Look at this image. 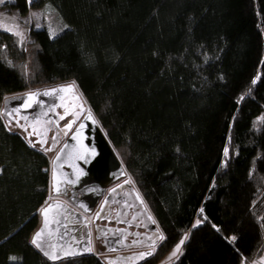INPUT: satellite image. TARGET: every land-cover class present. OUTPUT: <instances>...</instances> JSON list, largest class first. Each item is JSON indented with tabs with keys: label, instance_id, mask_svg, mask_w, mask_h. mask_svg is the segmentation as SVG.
<instances>
[{
	"label": "trees",
	"instance_id": "trees-1",
	"mask_svg": "<svg viewBox=\"0 0 264 264\" xmlns=\"http://www.w3.org/2000/svg\"><path fill=\"white\" fill-rule=\"evenodd\" d=\"M0 7L45 16L27 24L24 38L0 29V264H106L97 253L51 261L32 243L51 161L1 115L6 97L65 83L78 88L163 234L157 252L138 264H157L185 233L173 264L259 262L264 0Z\"/></svg>",
	"mask_w": 264,
	"mask_h": 264
},
{
	"label": "water",
	"instance_id": "water-1",
	"mask_svg": "<svg viewBox=\"0 0 264 264\" xmlns=\"http://www.w3.org/2000/svg\"><path fill=\"white\" fill-rule=\"evenodd\" d=\"M75 92L76 85L65 83L12 95L3 100L1 115L8 126L15 125L31 144H35L30 139L34 137L44 152H56L50 163L49 200L39 212L40 224L31 240L41 232L37 241L39 247L34 244L35 247L47 259L58 261L94 254V236V239L102 241L105 253L142 248L129 256L131 262L125 260L126 256H120L127 264H138L153 253L163 234L143 198L132 186L94 114L86 112L87 107L82 104L80 112L77 110L79 114L68 112L72 111L69 101ZM30 95L33 96L31 100ZM71 115L73 117L61 126V122ZM75 123L77 125L73 128ZM120 180L123 181L106 193L110 185ZM124 186L129 188L145 211L148 222L142 234L145 240L128 243V235L122 232L127 230L126 225L122 228L99 223L103 220L101 215L112 204L113 197ZM45 209H48L46 214ZM91 215L92 220L89 219ZM102 259L106 264H113L111 259L103 256Z\"/></svg>",
	"mask_w": 264,
	"mask_h": 264
},
{
	"label": "rangeland",
	"instance_id": "rangeland-1",
	"mask_svg": "<svg viewBox=\"0 0 264 264\" xmlns=\"http://www.w3.org/2000/svg\"><path fill=\"white\" fill-rule=\"evenodd\" d=\"M5 1L7 0H0V5H2ZM2 8L0 7V10ZM45 17V16H44ZM43 17V13L41 10L39 9H33L30 14L28 15H25V16H18L16 14V12H12L11 14H7V13H2L0 12V29H10L12 30L13 32H15L18 36H20L21 38H24L25 35H27V30L26 28H28V25L29 23H31L33 26H39L41 24V22L43 21L44 19ZM29 39V40H28ZM27 41H30V38H27ZM74 84V83H72ZM75 85V84H74ZM42 89V88H40ZM37 90V89H36ZM30 92V91H29ZM78 96V97H77ZM69 104H70V108L72 111H68L72 114H74L75 110H78L80 112V107H81V104L82 106H86L87 107V111H90L89 110V107L87 106L85 100L83 99L82 95L80 94L78 88L76 87V92L74 94L71 95L70 97V101H69ZM85 113V112H84ZM79 114V113H77ZM72 118V116H71ZM68 122V121H67ZM66 122V123H67ZM11 129H14V130H18L16 128L15 125H10L9 126ZM25 135V134H24ZM31 141H33V143H35V145H37L38 147L40 146L39 144H37L35 142V138L34 137H30ZM49 157H50V161L52 160L53 156L55 155L56 152H46ZM129 177V176H128ZM130 179V182L132 184V186L136 189L134 183L132 182L131 178L129 177ZM137 190V189H136ZM138 191V190H137ZM51 199H53L54 197H50ZM57 198V197H55ZM58 199H62V198H58ZM146 205V203H145ZM147 207V205H146ZM148 209V207H147ZM149 210V209H148ZM150 212V211H149ZM92 220V219H91ZM155 220V219H154ZM156 222V221H155ZM199 223V220H195V225ZM101 224V223H100ZM104 225V224H103ZM94 234V233H93ZM188 237V234L185 233L183 234V236L180 238V240L168 251L166 252L161 258L160 260L157 262V264H173V261L175 259H177L180 254L182 253V250H183V244L184 242L186 241V238ZM100 240H96L94 239V236H93V242H92V245H93V250L98 254V255H101L103 256L104 258H107V259H111V261L113 260V264H127L125 262L122 261V259L120 258V256H123V258L125 257V260H128V262H131V257H129L131 254H134V253H137V252H140L141 249H137V248H133V249H130V250H124V251H120V252H108V253H105V247L102 246V244L100 242ZM162 241V240H161ZM160 241V243H161ZM181 241H183V243H181ZM127 242L128 243H131L132 240H130L129 238H127ZM127 243V244H128ZM159 243V244H160ZM126 244V243H125ZM158 244V245H159ZM157 246L154 247L153 249V253L149 256H153L156 252H157ZM177 246H179V250L176 251L177 249ZM176 251V254L175 256L172 255V253ZM148 257V258H149ZM119 258V259H117ZM138 258V257H135V259ZM117 259V260H115ZM144 261V260H143Z\"/></svg>",
	"mask_w": 264,
	"mask_h": 264
},
{
	"label": "flooded vegetation",
	"instance_id": "flooded-vegetation-1",
	"mask_svg": "<svg viewBox=\"0 0 264 264\" xmlns=\"http://www.w3.org/2000/svg\"><path fill=\"white\" fill-rule=\"evenodd\" d=\"M75 113H77V110H75ZM71 116L73 117V115ZM71 116L64 119L61 122V126L66 124V122L71 119ZM77 123L74 124L73 128L77 125ZM50 135H52V133ZM122 181L123 180H120L117 183L110 185L107 188L106 193L112 187L120 184ZM123 188L124 189H122L121 192L116 193V195L113 197L112 204L109 205L108 209L101 215L103 220H101L99 223L108 224L109 226H119L122 228H125L124 225H126L127 230H122V232L126 233L130 240H135V242H137V240H145L142 235L148 226L145 211L129 188L127 186H124ZM104 197L100 200L98 206L96 207V211L99 209ZM89 219H93V215L89 216ZM117 222H120V224ZM91 228H93V226ZM100 243L102 244V242Z\"/></svg>",
	"mask_w": 264,
	"mask_h": 264
},
{
	"label": "snow or ice",
	"instance_id": "snow-or-ice-1",
	"mask_svg": "<svg viewBox=\"0 0 264 264\" xmlns=\"http://www.w3.org/2000/svg\"><path fill=\"white\" fill-rule=\"evenodd\" d=\"M253 83H255V80L253 81ZM44 94L47 95V94H49V93H44ZM32 98H33V96L30 95V96H29V99L31 100ZM262 119H264V118H262ZM69 127H71V125H69ZM225 154L227 155V149L225 150ZM58 190H59V189H57V191H58ZM47 211H48V209H45V210H44L45 214L47 213ZM40 235H41V232H38V233L36 234V236H35V237L33 238V240H32V243L35 244L37 247H39V244L37 243V241H38ZM159 239H160V240H163V239H164L163 235H161V236L159 237ZM181 243H183V241H181ZM178 250H179V246H177L176 251H178ZM176 251H174V252L172 253L173 256H175ZM13 259H15V258H13Z\"/></svg>",
	"mask_w": 264,
	"mask_h": 264
},
{
	"label": "crops",
	"instance_id": "crops-1",
	"mask_svg": "<svg viewBox=\"0 0 264 264\" xmlns=\"http://www.w3.org/2000/svg\"><path fill=\"white\" fill-rule=\"evenodd\" d=\"M94 253H96V252L94 251ZM255 264H264V256L259 260V262L255 263Z\"/></svg>",
	"mask_w": 264,
	"mask_h": 264
}]
</instances>
